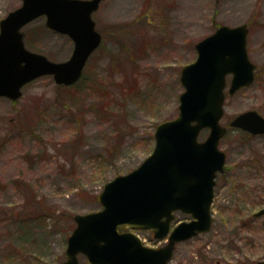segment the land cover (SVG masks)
I'll return each mask as SVG.
<instances>
[{
  "label": "rangeland",
  "instance_id": "1",
  "mask_svg": "<svg viewBox=\"0 0 264 264\" xmlns=\"http://www.w3.org/2000/svg\"><path fill=\"white\" fill-rule=\"evenodd\" d=\"M21 3L0 0V20ZM93 16L103 42L77 83L45 75L19 99L0 98V264L63 261L75 215L102 209L104 184L136 168L155 146L157 125L177 116L181 69L197 58L196 43L220 25L243 23L256 80L227 92L226 163L214 188L212 228L177 243L170 264L264 260V214L255 216L264 207V134L229 126L249 109L264 115V0H103ZM24 31L26 46L52 60L73 52L70 37L48 28L44 16ZM175 216V225L192 219ZM134 231L149 245L166 243Z\"/></svg>",
  "mask_w": 264,
  "mask_h": 264
},
{
  "label": "water",
  "instance_id": "2",
  "mask_svg": "<svg viewBox=\"0 0 264 264\" xmlns=\"http://www.w3.org/2000/svg\"><path fill=\"white\" fill-rule=\"evenodd\" d=\"M103 0H22L0 20V97L18 99L22 87L44 75L59 84L77 82L94 50L102 41L93 13ZM46 16V25L74 41L71 56L54 61L28 49L23 27ZM247 23L220 25L196 43L195 61L181 69L184 91L175 118L160 122L155 147L142 163L108 181L97 200L102 209L78 213L68 237L65 260L59 264H169L177 242L207 232L212 225L211 205L218 171L224 170L226 153L219 142L227 127L224 115L227 76L229 92L251 85L256 64L248 48ZM230 125L252 134L264 133V115L256 109L237 114ZM209 128L205 140L201 130ZM190 213L193 219L177 224L166 245L154 248L132 230L147 228L165 237L174 212ZM264 214V207L255 216ZM127 229V230H126ZM84 254L86 261L80 262ZM255 264H264V260Z\"/></svg>",
  "mask_w": 264,
  "mask_h": 264
},
{
  "label": "trees",
  "instance_id": "3",
  "mask_svg": "<svg viewBox=\"0 0 264 264\" xmlns=\"http://www.w3.org/2000/svg\"><path fill=\"white\" fill-rule=\"evenodd\" d=\"M249 134V133H248ZM251 135V134H250Z\"/></svg>",
  "mask_w": 264,
  "mask_h": 264
}]
</instances>
